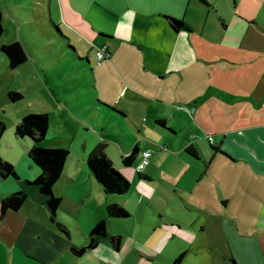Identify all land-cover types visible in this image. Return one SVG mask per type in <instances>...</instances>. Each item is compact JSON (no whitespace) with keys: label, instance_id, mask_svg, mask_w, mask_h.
Returning a JSON list of instances; mask_svg holds the SVG:
<instances>
[{"label":"crops","instance_id":"1","mask_svg":"<svg viewBox=\"0 0 264 264\" xmlns=\"http://www.w3.org/2000/svg\"><path fill=\"white\" fill-rule=\"evenodd\" d=\"M41 3L66 45L83 41L94 45L93 54L106 47L102 62L122 87L113 104L97 97L95 102L116 106L126 116L128 132L149 139L144 148L141 141L135 144L136 156L149 148L161 151L152 153L141 172L132 165L121 170L132 187L126 195L134 202V213L142 210L134 219L128 213L126 222H105L109 235L119 236L121 243L124 239V257H115L121 243L114 250L107 241L75 257L71 250L88 244L91 230L106 218L107 204L127 212L131 206L115 200L126 195H104L73 137L60 147L41 143V148L69 153L52 188L60 199L55 221L66 233L50 222L46 208L27 198L17 211L0 213V264H264V0ZM18 17L16 13L15 23H20ZM166 17L183 28L174 31ZM20 32L26 35L24 29ZM27 57L24 64L31 59L35 72L37 60ZM18 68L19 74L29 70ZM29 90L44 100V110L33 113L65 112L63 91ZM31 113L13 109L10 120H4L0 158L14 167L19 181L0 179V203L19 190L20 182L40 175L27 157L32 145L24 141L20 150L14 136L17 124ZM53 138L47 132L46 140ZM205 142L226 156L205 150ZM155 163L168 182L155 181L149 170ZM131 219L127 229L114 227Z\"/></svg>","mask_w":264,"mask_h":264},{"label":"rangeland","instance_id":"2","mask_svg":"<svg viewBox=\"0 0 264 264\" xmlns=\"http://www.w3.org/2000/svg\"><path fill=\"white\" fill-rule=\"evenodd\" d=\"M0 10L3 14V35L0 44L8 45L20 42L27 55L37 60L34 62L37 72L32 71L30 59L29 64L26 63L20 68L29 70L19 74L17 69H9L6 58L0 53V121L5 123L4 120H10L13 109L23 107L32 110V113L33 111L42 112L44 110L41 106L44 104L43 98L33 95L29 89H59L64 92L63 96L67 101L66 107H63L65 112L62 115H58L54 111H48L49 114L46 113L49 117L48 133H51L55 138L51 140L45 138L44 141L49 142L43 141L41 143L60 147L67 145L73 137L75 146L83 155L88 156L91 146L104 142L107 146L105 154L112 162L113 168L130 184L126 176L121 173L123 169L121 157L129 154L138 141H141L140 146L143 148L150 144V141L148 138L136 135L135 132L133 134L128 132L130 126L124 122H121L120 125L113 124L109 113L102 112L100 107L94 105L96 97L99 102L104 100L105 103L113 104L116 89L122 87L119 79L113 75L105 62L99 66L96 64V58L92 52L94 45L90 46L83 41L78 43L76 39L71 41L70 47L76 51L74 58L69 53L70 51H67L65 41L51 35L52 31L46 28L48 13L43 8L41 0H0ZM16 13L20 23L14 22ZM35 22H37L36 27ZM21 28L24 29L26 35L23 36V33L20 32ZM62 29L63 33L66 32L69 35V32L64 28ZM21 33L22 37L19 36ZM78 58L81 59L80 62L76 60ZM11 91L19 92L23 99L18 103H11L7 98L8 92ZM3 108L7 110L5 113H3ZM112 108H116V106L113 105ZM5 126L6 131L2 138L6 137V123ZM24 141H28L33 146L29 139H22L18 141L20 150H24ZM203 148L207 151L210 149L206 142ZM149 151L152 155L156 151H161V148H149ZM140 162L139 154L136 156L131 169H136ZM158 168L156 163L151 164L149 168L150 172L155 174V181L157 183L168 182ZM115 200L119 204L130 203L131 207L128 213L133 216V219L135 214L137 217L141 215V209H137L134 213L135 205L129 194L122 199L116 198ZM133 219L127 224L114 223V227L119 231L127 229L132 224ZM108 227L107 225V233H109ZM125 245L126 243L122 239V250L115 254L116 258L124 257L127 250Z\"/></svg>","mask_w":264,"mask_h":264},{"label":"trees","instance_id":"3","mask_svg":"<svg viewBox=\"0 0 264 264\" xmlns=\"http://www.w3.org/2000/svg\"><path fill=\"white\" fill-rule=\"evenodd\" d=\"M170 27L174 31L181 30L183 24L174 19L167 18ZM47 29L52 31L51 35L65 41V37L59 32L58 28L52 24L51 21L47 22ZM3 35L2 27V12L0 10V41ZM67 51L75 58V51L69 45H66ZM0 53L6 58L10 70H15L22 66L28 59L27 53L23 46L14 42L8 45L0 44ZM68 54V52H67ZM108 55V52H107ZM78 62L81 59H76ZM8 100L15 104L23 99L19 92H8ZM95 106L100 107L102 112L109 113L113 124L116 122H126V116L102 103H94ZM115 117V118H114ZM116 120V121H115ZM49 128V117L47 114H28L24 116L14 129V136L17 140L29 139L33 146L27 151V157L36 166L40 175L34 181L20 182L19 190L4 199L0 203V213L3 216L7 211H17L21 208L27 198H32L38 204L46 208L49 214L50 222L58 228L62 233H66V229L57 224L56 212L60 205V199L55 197L52 193V188L58 181L65 162L68 158V151L64 149H44L40 147L41 142L47 136ZM6 131L5 123L0 121V139ZM106 144L99 143L87 156L86 167L102 189L106 197H122L125 196L130 189L129 182L113 168L112 162L105 154ZM214 154L219 153L226 156L225 153L218 148L210 147ZM138 148L134 145L130 153L121 157V164L123 167H130L135 160ZM13 179L19 181V178L14 170V167L0 158V179ZM106 218L104 221L99 222L89 234L88 244L79 250L72 249L71 252L75 257H81L84 253L94 250L97 245L102 241H107L114 250H117L121 243L119 236H111L106 230L107 220H116L126 222L130 219L128 212L117 204H107L105 207Z\"/></svg>","mask_w":264,"mask_h":264},{"label":"built area","instance_id":"4","mask_svg":"<svg viewBox=\"0 0 264 264\" xmlns=\"http://www.w3.org/2000/svg\"><path fill=\"white\" fill-rule=\"evenodd\" d=\"M94 55H95L97 64H100L102 61L106 60V58H107L106 47H101V48L97 49L94 52ZM209 141L211 142L212 139L209 138ZM150 158H151V153L149 151H144L141 154V162L136 167V172L143 171L148 166Z\"/></svg>","mask_w":264,"mask_h":264}]
</instances>
